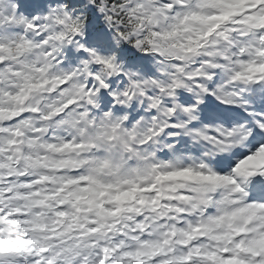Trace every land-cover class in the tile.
<instances>
[{
	"label": "snow or ice",
	"instance_id": "6c2138e0",
	"mask_svg": "<svg viewBox=\"0 0 264 264\" xmlns=\"http://www.w3.org/2000/svg\"><path fill=\"white\" fill-rule=\"evenodd\" d=\"M0 264H264V0H0Z\"/></svg>",
	"mask_w": 264,
	"mask_h": 264
}]
</instances>
